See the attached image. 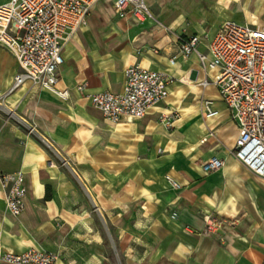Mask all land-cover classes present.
<instances>
[{"label": "crops", "instance_id": "obj_1", "mask_svg": "<svg viewBox=\"0 0 264 264\" xmlns=\"http://www.w3.org/2000/svg\"><path fill=\"white\" fill-rule=\"evenodd\" d=\"M114 1L99 0L91 10L119 18ZM144 1L153 19L119 18L109 34L89 20L65 43L56 87L69 91L67 101L27 83L0 102L13 113H0V174L21 172L26 188L18 216L6 209L0 190V257L38 250L57 255L56 264H112L108 247L113 253L115 245L119 264H264V180L242 172L232 155L239 130L213 73L203 72L195 54L179 53L181 41H189L208 55L224 21L264 29V0ZM133 64L170 75L168 95L141 119L105 121L87 95L119 93ZM18 70L0 47V95ZM81 84L83 96L74 91ZM173 99L190 107L185 126L160 123L172 115ZM203 99L213 101L216 118L201 117ZM212 157L222 167L206 174L202 164ZM80 187L103 222L83 203ZM207 215L233 223L220 233L223 240L201 234Z\"/></svg>", "mask_w": 264, "mask_h": 264}, {"label": "built area", "instance_id": "obj_2", "mask_svg": "<svg viewBox=\"0 0 264 264\" xmlns=\"http://www.w3.org/2000/svg\"><path fill=\"white\" fill-rule=\"evenodd\" d=\"M99 0H0V47L15 58L18 72L13 76L7 91L0 100L9 97L29 83L58 100L67 101L70 93L56 87L63 64L65 43L86 25L92 6ZM119 18L132 15L140 22L153 19L144 0H115ZM179 53L188 57L195 54L204 73H213L212 83L218 97L236 123L239 135L232 150L234 159L254 177L264 180V29L252 28L233 21L220 24L208 46V55L200 54L189 41H181ZM175 64V58L169 61ZM122 90L87 95L105 121L119 123L143 118L163 102L170 75L145 69L140 64L125 68ZM202 87L208 85L204 81ZM77 95L85 94V85L74 88ZM201 117L211 120L218 116L211 99H203ZM171 117L161 118V123L171 126ZM61 164L68 167L60 158ZM222 167V160L212 157L202 164L206 174ZM167 183L179 188L178 183L166 176ZM0 190L5 195L6 209L18 216L24 209L26 188L21 172L0 174ZM233 223L207 215L201 231L204 236L220 235ZM7 264H56L58 257L52 253L26 250L7 253L0 257Z\"/></svg>", "mask_w": 264, "mask_h": 264}, {"label": "rangeland", "instance_id": "obj_3", "mask_svg": "<svg viewBox=\"0 0 264 264\" xmlns=\"http://www.w3.org/2000/svg\"><path fill=\"white\" fill-rule=\"evenodd\" d=\"M104 5L109 6L107 1H104ZM92 10L89 12V15L87 17L86 25H87L89 20H92V22L95 24L94 29L97 31H101L105 34H109V33L116 31L115 30L116 29L115 24L118 22H121V19L114 17L111 21H109V19L107 18V12L102 11L99 13V12H94ZM136 20L138 22H140L137 18H136ZM2 100L3 99H1L0 102H2ZM173 100H177V102L175 104H173V106L169 107V112L172 113V117L170 120L174 123V125L181 123L182 125L185 126L188 122V121H186V120H188L187 119L188 117L185 118L184 114L190 111L189 110L190 107L188 105H185V104L181 105L180 99H173ZM0 113H3L6 117L7 116L12 117L13 116V113H10L9 110L5 109L1 105H0ZM165 113H167V112H165ZM191 115H193V113ZM160 123H161V120H160ZM198 123L200 126H202V124L199 120H198ZM40 143H41L42 148L50 155V157H52L54 160L58 161L60 166L63 168L64 166H62V164H61L60 156L58 155L56 150L51 146V144L48 141H46L44 138L40 139ZM64 168H67L70 171V167H64ZM242 172L247 173L246 171H244V169H242ZM80 189H81L82 194H83L82 200H83V203L85 204V206L94 215H96L97 221L103 222L104 219H103L102 215L97 213V209H95L94 204L92 203V201L90 200V197L88 196V193L83 188L80 187ZM112 247H113V253L111 252V250L108 247V258L111 260L112 264H119V262L117 261V256H116V254H117L116 253V247H115V245H113Z\"/></svg>", "mask_w": 264, "mask_h": 264}, {"label": "bare ground", "instance_id": "obj_4", "mask_svg": "<svg viewBox=\"0 0 264 264\" xmlns=\"http://www.w3.org/2000/svg\"><path fill=\"white\" fill-rule=\"evenodd\" d=\"M123 28V27H122Z\"/></svg>", "mask_w": 264, "mask_h": 264}]
</instances>
